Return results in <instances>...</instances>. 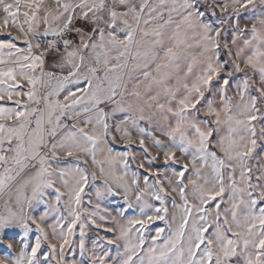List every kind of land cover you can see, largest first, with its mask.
I'll return each mask as SVG.
<instances>
[{
	"label": "snow or ice",
	"instance_id": "snow-or-ice-1",
	"mask_svg": "<svg viewBox=\"0 0 264 264\" xmlns=\"http://www.w3.org/2000/svg\"><path fill=\"white\" fill-rule=\"evenodd\" d=\"M0 264H264V0H0Z\"/></svg>",
	"mask_w": 264,
	"mask_h": 264
},
{
	"label": "rangeland",
	"instance_id": "rangeland-1",
	"mask_svg": "<svg viewBox=\"0 0 264 264\" xmlns=\"http://www.w3.org/2000/svg\"><path fill=\"white\" fill-rule=\"evenodd\" d=\"M153 227H155V226H153Z\"/></svg>",
	"mask_w": 264,
	"mask_h": 264
}]
</instances>
